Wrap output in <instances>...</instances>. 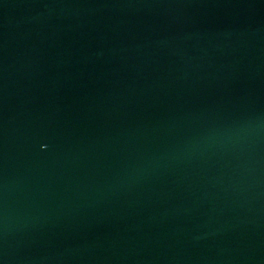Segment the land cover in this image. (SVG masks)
<instances>
[{
  "label": "water",
  "instance_id": "obj_1",
  "mask_svg": "<svg viewBox=\"0 0 264 264\" xmlns=\"http://www.w3.org/2000/svg\"><path fill=\"white\" fill-rule=\"evenodd\" d=\"M0 264H264V0H0Z\"/></svg>",
  "mask_w": 264,
  "mask_h": 264
}]
</instances>
